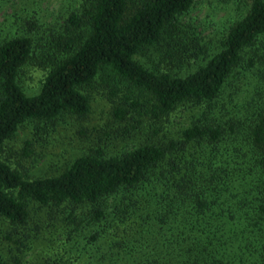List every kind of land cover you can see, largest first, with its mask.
Segmentation results:
<instances>
[{
  "label": "trees",
  "instance_id": "16d2710c",
  "mask_svg": "<svg viewBox=\"0 0 264 264\" xmlns=\"http://www.w3.org/2000/svg\"><path fill=\"white\" fill-rule=\"evenodd\" d=\"M239 2L238 17L216 42L200 41L180 21L193 0H83L50 28L31 16L0 22V148L27 124L86 118L83 89L101 69L145 98L111 100L110 124L146 137L121 155L77 157L50 177L27 179L0 161V219L15 229L28 223L31 204L80 206L87 208L82 226L139 224L129 241L140 244L141 258L130 264H264V53L252 51L264 43V0ZM159 44L168 68H196L176 75L138 61ZM34 57L45 74L29 95L19 77ZM238 69L257 78L242 102L236 93L223 96ZM181 107L192 112L187 126L166 136ZM69 217L75 221V212ZM124 243L117 249L131 256ZM0 264L21 260L9 250Z\"/></svg>",
  "mask_w": 264,
  "mask_h": 264
},
{
  "label": "rangeland",
  "instance_id": "374dc122",
  "mask_svg": "<svg viewBox=\"0 0 264 264\" xmlns=\"http://www.w3.org/2000/svg\"><path fill=\"white\" fill-rule=\"evenodd\" d=\"M83 0H0V22L12 16L36 18L39 24L50 26L76 10ZM242 3L239 0H193L191 8L181 17V22L190 27L202 42L217 41L238 17ZM264 37L260 39L263 41ZM254 53H264V43H256ZM162 45L144 49L138 61L150 69L171 70V74L184 75L193 71V62L168 68ZM35 57L23 68L19 83L23 90L34 95L40 88L45 70ZM239 70V69H238ZM243 70V69H242ZM238 71L231 85H227L223 96L236 93L237 102L250 98L257 78L248 70ZM90 102L86 118L78 119L67 114L60 115L49 123H30L19 129L0 148V161L8 163L27 179L50 177L61 173L74 159L100 150L105 156H117L137 147L146 137L139 132L129 136L121 129L126 123L110 124L112 101L137 100L144 103V93L119 79L109 70L101 69L93 82L83 89ZM195 112V111H193ZM192 112L186 107L178 108L165 126L166 136L176 137L180 129L187 126ZM147 123L148 118H144ZM35 126V127H34ZM42 128L35 130L36 128ZM120 131V135L118 134ZM30 219L23 227L12 229L8 222L0 219V254L8 251L18 256L21 264H37L47 260H59L70 264H130V260L141 258L137 251L140 244L136 236L140 229L137 222L115 225L94 224L82 226L78 223L85 207L71 208L68 205L39 207L29 206ZM75 212L76 218L69 217ZM79 224V225H78ZM81 224V226H80ZM97 231L99 234H97ZM246 236V234H243ZM125 242L133 250L131 256L117 249L118 243ZM249 251L253 244L249 243ZM129 250H126L129 251ZM144 257V256H143Z\"/></svg>",
  "mask_w": 264,
  "mask_h": 264
}]
</instances>
